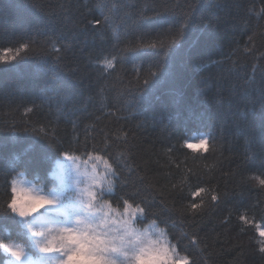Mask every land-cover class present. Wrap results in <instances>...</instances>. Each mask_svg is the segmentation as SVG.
I'll return each mask as SVG.
<instances>
[{
	"label": "trees",
	"instance_id": "obj_1",
	"mask_svg": "<svg viewBox=\"0 0 264 264\" xmlns=\"http://www.w3.org/2000/svg\"><path fill=\"white\" fill-rule=\"evenodd\" d=\"M63 154L186 264H264V0H0V264L11 179Z\"/></svg>",
	"mask_w": 264,
	"mask_h": 264
},
{
	"label": "rangeland",
	"instance_id": "obj_2",
	"mask_svg": "<svg viewBox=\"0 0 264 264\" xmlns=\"http://www.w3.org/2000/svg\"><path fill=\"white\" fill-rule=\"evenodd\" d=\"M49 189L23 173L11 180L10 208L32 250L17 241L2 244L6 264H186L164 230L141 227V209L114 208L113 170L99 155L63 154L50 172Z\"/></svg>",
	"mask_w": 264,
	"mask_h": 264
},
{
	"label": "bare ground",
	"instance_id": "obj_3",
	"mask_svg": "<svg viewBox=\"0 0 264 264\" xmlns=\"http://www.w3.org/2000/svg\"><path fill=\"white\" fill-rule=\"evenodd\" d=\"M187 145H188V143H187ZM55 163V162H54ZM54 166V165H53ZM53 169V168H52ZM12 180V179H11ZM129 206H131V205H129ZM132 207V206H131ZM178 253V252H177ZM179 254V253H178ZM180 255V254H179Z\"/></svg>",
	"mask_w": 264,
	"mask_h": 264
}]
</instances>
